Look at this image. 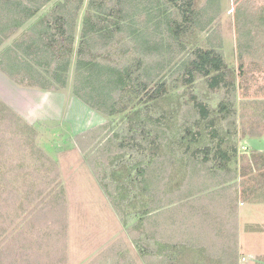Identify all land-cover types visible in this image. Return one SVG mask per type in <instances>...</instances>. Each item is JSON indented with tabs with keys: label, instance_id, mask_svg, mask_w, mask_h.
Here are the masks:
<instances>
[{
	"label": "rangeland",
	"instance_id": "obj_1",
	"mask_svg": "<svg viewBox=\"0 0 264 264\" xmlns=\"http://www.w3.org/2000/svg\"><path fill=\"white\" fill-rule=\"evenodd\" d=\"M196 3L200 6L204 0H196ZM222 3L223 14L217 28L230 73L229 83H222L215 89L209 87L207 79H198L154 104H142L137 108H141L140 111L108 117L77 99L71 86L61 92H43L18 86L0 73V102L10 114L0 122V251L5 248L2 245L4 235L9 234V239L17 240L16 232L4 233L2 223L8 216L4 209L10 200L17 202L16 207L18 203H21L20 208L26 206L35 194L30 192L33 186H39L36 193L43 190L41 187L45 182L40 177V166L47 163V169L53 164L58 165L71 215L64 220L65 236L53 251L51 261L47 257V247L35 245L30 251L45 257L39 259L40 263L30 264H161V259L162 264H167L165 256L158 254L159 250L147 253L141 246L147 233L157 236L159 245L171 240H177L180 245L183 238L198 242L195 247L199 248L181 256L187 264H230L227 257L233 256L232 253L237 254V258L234 257L236 264H263L264 195L260 189V192L256 191L258 193H251L243 187L240 171L253 153L264 152V136L244 134L259 132L257 126L264 127V50L258 49L255 55L244 57V75L241 76L235 34L236 4L234 0H223ZM85 13L83 8L78 37ZM11 43L12 40L6 42L0 48V54ZM73 71L74 64L71 74ZM228 100L232 102V112L225 118L218 113V107ZM197 103L207 107L205 120L201 118ZM139 124H142V130L137 131ZM211 127H214L213 131ZM122 141H126V147L116 151ZM206 147H209L211 158L205 162L200 154H206L203 151ZM221 150L232 155V160L226 164L233 169L235 179L192 199L194 201H190L185 210L173 205L175 223L170 221V213H165L163 208L150 224L145 218L143 221L141 215L129 211L125 202H119L124 201L119 194L134 191L131 189H134L132 177L127 183L123 178L128 171L132 174L137 171L138 159L142 158L139 154H159L164 160L174 158L171 172L173 186L176 182L174 187H177L184 179L195 182L199 180V173H208ZM119 158L122 161L115 167ZM141 163L145 166V155ZM48 180L50 177L47 188ZM14 186L20 189L16 190L20 194L18 199L13 198L15 195L11 190ZM244 190L249 193L248 199L243 195ZM205 194L211 195L207 198ZM250 194L254 196L253 200ZM195 199L199 203L193 205L197 202ZM12 217L15 219L13 229H19V224L26 221L25 214ZM51 219L40 216L36 226ZM38 231L33 228L32 234L35 236ZM23 245L17 242L18 250L13 251L14 257L20 255L14 258L18 264L27 261V250H20ZM5 259L6 253L0 256V263Z\"/></svg>",
	"mask_w": 264,
	"mask_h": 264
},
{
	"label": "trees",
	"instance_id": "obj_2",
	"mask_svg": "<svg viewBox=\"0 0 264 264\" xmlns=\"http://www.w3.org/2000/svg\"><path fill=\"white\" fill-rule=\"evenodd\" d=\"M222 1L204 0L197 6L196 0H0V48L12 40L0 54V72L7 81L43 92H61L71 86L77 99L108 117L136 111L142 104H154L198 79H207L209 87L215 89L222 83H229L230 73L217 28L223 14ZM234 1L235 34L241 62L240 75L243 76L244 57L255 55L258 49L264 50V0ZM83 8L86 13L77 37ZM205 34L206 38L199 39ZM72 64L74 71L71 74ZM196 105L202 120H205L207 107L201 103ZM0 110L2 122L6 120L3 117L10 114L2 102ZM231 112L230 100L219 104L220 115L228 118ZM133 117L137 118L136 115ZM210 125H213L212 120ZM136 127L137 131L142 130V124ZM211 129L213 131L214 127ZM256 129L260 131L244 134L263 137L264 127L257 126ZM20 143L21 140L18 141ZM125 147L126 141H122L116 151ZM203 151L206 154L200 155L205 162L209 161V147ZM139 155L143 159L145 155V166L141 165L142 158L138 159L137 171L134 174L128 171L124 176L123 182L126 183L132 177L134 189L131 185L128 188L134 191L132 194L126 191L124 195L119 194L124 199L119 202H125L129 211L141 215L142 220L145 218L150 224L155 222L152 218L162 208L165 213H170V221L173 222V205L185 210L184 207L194 201L192 199H198V196L228 185L235 179L233 169L226 164L232 160V155L224 150L214 159L217 161L215 165L206 170L208 173H199L198 181L184 179L177 187H174L176 182L173 186L171 172L174 158L164 160L159 154ZM121 161L119 158L115 167ZM45 164L40 166V177L45 182L41 187L43 190L36 193L39 186H33L30 192L35 194L26 206L20 208L21 203H18L16 207L17 202L10 200L4 209L8 213L2 223L4 233L16 232L17 240L9 239V234L4 235L2 245L5 248L0 251V256L6 253V259L0 264H18L14 258L20 255H13V251L18 250L17 242L24 244L20 250H27L24 263L30 264L40 263L38 259L42 254L30 251L35 245L37 248L47 247V257L51 261L53 251L63 241V232H66L64 220L71 215L68 198L59 179L58 165L53 164L47 169ZM240 177L243 187L251 193L262 190L261 195H264V154L253 153L241 166ZM16 190L20 189L14 186L11 190L14 199L20 195ZM205 195L208 198L211 194ZM243 195L245 199L249 198L248 191L244 190ZM251 198L253 200L254 196ZM196 201L193 205L199 203ZM206 206L212 208L210 204ZM19 214H25L26 221L19 224V229H13L15 219L12 216ZM40 216L52 219L36 226ZM53 220L59 224H54ZM33 228L39 229L35 236ZM145 239V243L140 244L146 252L159 250L158 254L165 256L167 264H187L181 256L188 250L199 248L195 247L198 242L185 238L180 245L177 240L159 245L157 236L149 233ZM232 254L227 259L230 264H236L234 257L237 258V254Z\"/></svg>",
	"mask_w": 264,
	"mask_h": 264
},
{
	"label": "crops",
	"instance_id": "obj_3",
	"mask_svg": "<svg viewBox=\"0 0 264 264\" xmlns=\"http://www.w3.org/2000/svg\"><path fill=\"white\" fill-rule=\"evenodd\" d=\"M78 37V36H77ZM1 73V72H0ZM2 76V75H1ZM3 77V76H2ZM4 78V77H3ZM5 79V78H4ZM19 86V85H18ZM259 153H264L263 151H259ZM39 255H41V254H39ZM45 256L44 255H41V256H39V259H41V258H44ZM38 259V260H39ZM40 262V261H39Z\"/></svg>",
	"mask_w": 264,
	"mask_h": 264
}]
</instances>
